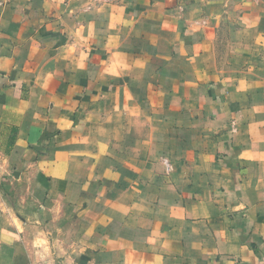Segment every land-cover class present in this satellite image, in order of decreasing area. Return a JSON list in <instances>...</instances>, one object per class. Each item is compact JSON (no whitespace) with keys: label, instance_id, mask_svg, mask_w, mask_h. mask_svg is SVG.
<instances>
[{"label":"crops","instance_id":"obj_1","mask_svg":"<svg viewBox=\"0 0 264 264\" xmlns=\"http://www.w3.org/2000/svg\"><path fill=\"white\" fill-rule=\"evenodd\" d=\"M264 0H0V264H262Z\"/></svg>","mask_w":264,"mask_h":264},{"label":"built area","instance_id":"obj_2","mask_svg":"<svg viewBox=\"0 0 264 264\" xmlns=\"http://www.w3.org/2000/svg\"><path fill=\"white\" fill-rule=\"evenodd\" d=\"M262 264H264V262Z\"/></svg>","mask_w":264,"mask_h":264}]
</instances>
